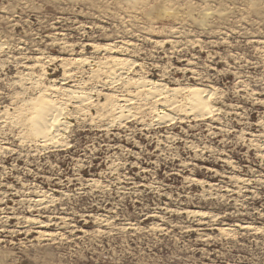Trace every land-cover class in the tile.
<instances>
[{"label": "rangeland", "instance_id": "rangeland-1", "mask_svg": "<svg viewBox=\"0 0 264 264\" xmlns=\"http://www.w3.org/2000/svg\"><path fill=\"white\" fill-rule=\"evenodd\" d=\"M0 264H264V0H0Z\"/></svg>", "mask_w": 264, "mask_h": 264}, {"label": "bare ground", "instance_id": "bare-ground-1", "mask_svg": "<svg viewBox=\"0 0 264 264\" xmlns=\"http://www.w3.org/2000/svg\"><path fill=\"white\" fill-rule=\"evenodd\" d=\"M54 123H56V122H55V119H54V117H53V120H52V123L50 124V126L53 125ZM55 125H56V124H55ZM55 125H54V127H55Z\"/></svg>", "mask_w": 264, "mask_h": 264}]
</instances>
